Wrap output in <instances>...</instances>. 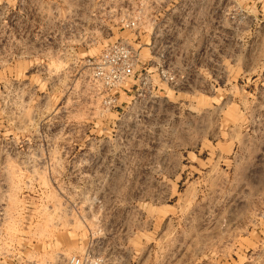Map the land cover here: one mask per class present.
Here are the masks:
<instances>
[{
  "label": "rangeland",
  "instance_id": "374dc122",
  "mask_svg": "<svg viewBox=\"0 0 264 264\" xmlns=\"http://www.w3.org/2000/svg\"><path fill=\"white\" fill-rule=\"evenodd\" d=\"M176 7L0 0L4 260L264 264V0H200L202 43ZM120 41L138 67L103 90Z\"/></svg>",
  "mask_w": 264,
  "mask_h": 264
},
{
  "label": "built area",
  "instance_id": "2783aa9c",
  "mask_svg": "<svg viewBox=\"0 0 264 264\" xmlns=\"http://www.w3.org/2000/svg\"><path fill=\"white\" fill-rule=\"evenodd\" d=\"M177 5L174 11L177 16L168 17L162 21L166 27H198L199 38L195 41H206V12L204 10L203 20L201 21L200 13L196 12L197 4L200 0H172ZM198 13V14H197ZM195 18V19H194ZM154 21L151 22L154 25ZM127 26H136V20L131 19ZM166 42L179 41V37L168 35L164 38ZM194 41V42H195ZM193 53L192 56H198ZM138 57L136 51L125 42H115L107 46L102 53L91 63V78L95 85L103 90H114L121 88L123 84L134 77L135 69L138 67ZM166 71L160 70L159 74L164 75ZM0 228V248L6 241ZM0 264H13L12 261L4 260L0 254ZM71 264H79L78 260H72Z\"/></svg>",
  "mask_w": 264,
  "mask_h": 264
}]
</instances>
